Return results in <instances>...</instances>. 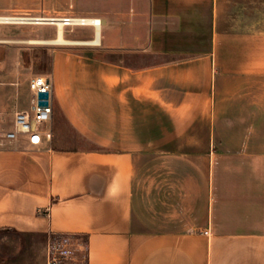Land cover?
I'll list each match as a JSON object with an SVG mask.
<instances>
[{"label": "crops", "instance_id": "1", "mask_svg": "<svg viewBox=\"0 0 264 264\" xmlns=\"http://www.w3.org/2000/svg\"><path fill=\"white\" fill-rule=\"evenodd\" d=\"M92 1L98 43L51 50V138L0 147V264L53 233L87 264H264V0Z\"/></svg>", "mask_w": 264, "mask_h": 264}, {"label": "rangeland", "instance_id": "2", "mask_svg": "<svg viewBox=\"0 0 264 264\" xmlns=\"http://www.w3.org/2000/svg\"><path fill=\"white\" fill-rule=\"evenodd\" d=\"M21 11L8 16L56 17L90 15L105 6L92 0H21ZM19 4L0 0V9ZM0 13H2L0 11ZM29 15V16H24ZM69 27H66L68 29ZM80 27H74L79 29ZM0 30V147L2 135L13 126L16 111L28 106V80L35 75H48L51 50L61 44L28 43V39H50L56 27L47 24H2ZM65 32V37L70 35ZM65 45V44H64Z\"/></svg>", "mask_w": 264, "mask_h": 264}, {"label": "built area", "instance_id": "3", "mask_svg": "<svg viewBox=\"0 0 264 264\" xmlns=\"http://www.w3.org/2000/svg\"><path fill=\"white\" fill-rule=\"evenodd\" d=\"M32 17L37 18V16ZM74 17L75 16H61L59 18L62 19L64 28L90 25L96 29L97 26L99 28L101 26V23H97L99 18L94 23L89 24L84 22L82 16L81 18L76 17L80 19L72 21L71 19ZM2 24L38 23L1 22L0 25ZM27 87L30 92L28 106L23 110L15 112L13 126L3 133L1 145L7 142H18L21 138H25L28 145L35 147L39 146L44 140H49L51 138V132L44 128V125L51 120L52 116L51 81L47 75H35L28 80ZM39 92H47V98H39ZM41 100H46L47 105H40L39 101ZM45 253V264H87L86 243L68 233L51 234L45 244Z\"/></svg>", "mask_w": 264, "mask_h": 264}, {"label": "bare ground", "instance_id": "4", "mask_svg": "<svg viewBox=\"0 0 264 264\" xmlns=\"http://www.w3.org/2000/svg\"><path fill=\"white\" fill-rule=\"evenodd\" d=\"M81 18V17H80ZM80 18H72V21H76L77 19ZM52 20V21H50ZM84 22L87 23H94L98 18L94 17H83ZM1 22H35L38 24H54L56 27L55 31V36L50 39H28V43H44V44H61V45H66V44H96L98 43L99 40V27H96V33H95V38L90 39L88 41H74L71 39H68L64 36V27L62 23V19L56 18V17H23V16H8V15H0V23ZM101 23V20L97 21V23ZM1 42V40H0Z\"/></svg>", "mask_w": 264, "mask_h": 264}, {"label": "water", "instance_id": "5", "mask_svg": "<svg viewBox=\"0 0 264 264\" xmlns=\"http://www.w3.org/2000/svg\"><path fill=\"white\" fill-rule=\"evenodd\" d=\"M47 96H48L47 92H39V94H38V97L39 98H43V99H46ZM39 104L40 105H47V101L46 100H41V101H39Z\"/></svg>", "mask_w": 264, "mask_h": 264}]
</instances>
